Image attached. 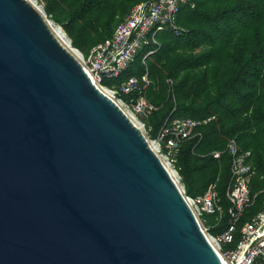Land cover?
<instances>
[{"label":"water","instance_id":"95a60500","mask_svg":"<svg viewBox=\"0 0 264 264\" xmlns=\"http://www.w3.org/2000/svg\"><path fill=\"white\" fill-rule=\"evenodd\" d=\"M51 23L30 0H0V264H224L143 130Z\"/></svg>","mask_w":264,"mask_h":264},{"label":"trees","instance_id":"16d2710c","mask_svg":"<svg viewBox=\"0 0 264 264\" xmlns=\"http://www.w3.org/2000/svg\"><path fill=\"white\" fill-rule=\"evenodd\" d=\"M43 1L48 18L63 28L73 46L89 54L137 3L148 0ZM147 72L150 84L144 94L157 106L145 118L153 136L175 117L210 118L179 152L177 168L188 194H203L217 182L225 201L232 164L228 142L234 138L242 150L251 151L253 200L239 235L264 201V0H191L180 9L175 27L157 31L119 77L104 83L119 87ZM217 150L224 151L219 158ZM209 222L214 224V217Z\"/></svg>","mask_w":264,"mask_h":264},{"label":"built area","instance_id":"2783aa9c","mask_svg":"<svg viewBox=\"0 0 264 264\" xmlns=\"http://www.w3.org/2000/svg\"><path fill=\"white\" fill-rule=\"evenodd\" d=\"M190 1L148 0L137 3L117 25L112 36L95 45L89 54L79 53L78 58L97 86L113 98L143 130L164 165L170 172L173 171L172 175L222 262L264 264V201L263 208L251 215L237 234L244 212L253 200L251 179L256 171L251 161V151L242 150L234 138L228 142L226 151L232 157V164L225 201L220 196L217 182L211 183L203 194L192 196L181 183L178 156L183 142L198 135L197 129L210 118L175 117L153 136L145 123V118L157 109L144 94L150 84L149 72L141 78L131 76L119 87L110 88L104 84L105 78L119 77L135 60L140 49L155 40L157 31L167 26L175 27L180 9ZM36 4L43 7L38 0ZM134 92L138 95L130 100L123 97V94ZM223 152L214 151V156L219 158ZM210 217H214V224L208 221ZM215 227L217 231H214Z\"/></svg>","mask_w":264,"mask_h":264},{"label":"bare ground","instance_id":"6f19581e","mask_svg":"<svg viewBox=\"0 0 264 264\" xmlns=\"http://www.w3.org/2000/svg\"><path fill=\"white\" fill-rule=\"evenodd\" d=\"M34 5H36V7L41 10V7L38 6L36 4V1L35 0H30ZM51 27L53 29V31L55 32L56 36L62 41V43L67 46L68 48H70L75 54H79L81 52L79 51H76L75 49H72V44H71V41H70V38L68 37V35L65 33V31L63 30V28L59 27L58 25H55V24H51ZM172 174L173 171H171Z\"/></svg>","mask_w":264,"mask_h":264},{"label":"rangeland","instance_id":"374dc122","mask_svg":"<svg viewBox=\"0 0 264 264\" xmlns=\"http://www.w3.org/2000/svg\"><path fill=\"white\" fill-rule=\"evenodd\" d=\"M38 2H39V4H41L42 6H43V8H44V1L43 0H38ZM45 9V8H44ZM46 11V10H45ZM48 17V16H47ZM50 21L52 22L51 24H55V25H57L53 20H51L50 19ZM82 52V51H81ZM82 53H84V52H82ZM105 84V83H104ZM106 85V84H105ZM108 86V85H107ZM108 87H110V88H114V87H111V86H108ZM181 176V175H180ZM181 183L183 184V185H185L183 182H182V178H181ZM180 183V184H181ZM209 221V220H208Z\"/></svg>","mask_w":264,"mask_h":264}]
</instances>
